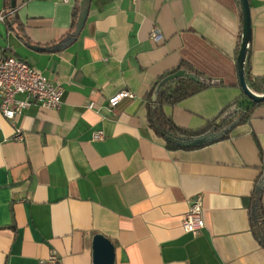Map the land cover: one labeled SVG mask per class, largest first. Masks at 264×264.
<instances>
[{
  "label": "crops",
  "instance_id": "1",
  "mask_svg": "<svg viewBox=\"0 0 264 264\" xmlns=\"http://www.w3.org/2000/svg\"><path fill=\"white\" fill-rule=\"evenodd\" d=\"M249 3L257 78L264 0ZM9 6L0 0V55L27 61L64 96L57 111L33 105L13 119L0 111V264H39L51 253L59 264H93L97 234L114 244L115 264H264L250 215L264 171V104L226 140L170 150L150 127L145 99L182 61L224 85L165 107L177 126L199 129L241 97L239 0ZM125 89L136 98L110 107ZM98 130L103 140L93 139ZM198 196L205 228L186 233L184 214Z\"/></svg>",
  "mask_w": 264,
  "mask_h": 264
},
{
  "label": "trees",
  "instance_id": "2",
  "mask_svg": "<svg viewBox=\"0 0 264 264\" xmlns=\"http://www.w3.org/2000/svg\"><path fill=\"white\" fill-rule=\"evenodd\" d=\"M5 5L6 10H11L9 0H5ZM239 46L240 42L238 44V51ZM177 72L194 74L201 81L199 83L194 82L183 76L172 78ZM245 77L247 85L252 91L256 93H264V76L252 78L249 58L245 65ZM223 85V82L204 76L187 62L182 61L177 68L167 72L161 80L156 82L145 96V99L148 102L150 127L153 128L157 134L166 139V145L170 150L178 148L177 144L168 141L167 137L170 135L183 141L208 138L209 140H212L211 142H207L208 144L226 140L229 138L230 133L224 135L223 129L235 121H238L237 126L246 124L251 119L253 110L257 106L264 104V102L254 103L243 93L241 97L229 104L220 115L208 120L203 127L195 130L177 126L173 119L167 116L164 111L165 107H175L184 99L191 97L204 89L221 87ZM258 185V188L260 187L261 190L264 189V171L262 172ZM261 194L262 191H257L252 199L253 205L256 204L255 216L252 215V210L250 208L251 228L254 236L259 241L264 239V209ZM262 246L264 247L263 244Z\"/></svg>",
  "mask_w": 264,
  "mask_h": 264
},
{
  "label": "built area",
  "instance_id": "3",
  "mask_svg": "<svg viewBox=\"0 0 264 264\" xmlns=\"http://www.w3.org/2000/svg\"><path fill=\"white\" fill-rule=\"evenodd\" d=\"M68 3L69 0H62ZM4 20V15L0 16ZM154 40H160L158 31L152 34ZM64 87L59 83L50 81L43 73L27 61L12 55H0V111L8 119H13L33 105L42 110L57 111L62 105ZM136 95L130 90H122L109 101L114 107L125 99H135ZM94 104L89 107L93 108ZM105 133L98 130L94 133V140H103ZM18 139H22L20 136ZM203 200L201 196L189 201V208L184 214L182 229L186 233L197 234L205 228L203 216ZM60 258L51 253L47 258L40 260L39 264H59Z\"/></svg>",
  "mask_w": 264,
  "mask_h": 264
},
{
  "label": "water",
  "instance_id": "4",
  "mask_svg": "<svg viewBox=\"0 0 264 264\" xmlns=\"http://www.w3.org/2000/svg\"><path fill=\"white\" fill-rule=\"evenodd\" d=\"M241 10H242V38H241V46L239 49L238 57H237V68H238V77H239V86L241 87L243 93L247 95L254 103H262L264 102V93L258 94L252 91L246 82L245 77V65L248 59L249 47L252 39V21H251V7L249 0H239ZM12 8H15V1L12 2ZM66 45H62L60 48H64ZM177 76H183L188 78L194 82H200L201 80L194 74L188 72H177L172 78ZM238 125V121L228 125L223 129V134L231 133ZM168 141L173 144H177L179 146L184 147H199L208 144L207 142H211L208 138L202 139H190V140H180L179 138L168 136ZM260 188H257L259 191ZM255 207L256 204L253 205L252 215L255 216ZM264 245V239L260 241ZM116 263V251L115 246L111 240L106 238L101 234H97L93 239V264H115Z\"/></svg>",
  "mask_w": 264,
  "mask_h": 264
},
{
  "label": "rangeland",
  "instance_id": "5",
  "mask_svg": "<svg viewBox=\"0 0 264 264\" xmlns=\"http://www.w3.org/2000/svg\"><path fill=\"white\" fill-rule=\"evenodd\" d=\"M258 94H262V93H258Z\"/></svg>",
  "mask_w": 264,
  "mask_h": 264
}]
</instances>
